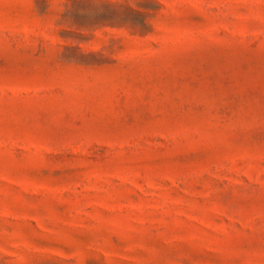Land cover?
I'll return each instance as SVG.
<instances>
[{"label":"rangeland","instance_id":"rangeland-1","mask_svg":"<svg viewBox=\"0 0 264 264\" xmlns=\"http://www.w3.org/2000/svg\"><path fill=\"white\" fill-rule=\"evenodd\" d=\"M0 264H264V0H0Z\"/></svg>","mask_w":264,"mask_h":264}]
</instances>
